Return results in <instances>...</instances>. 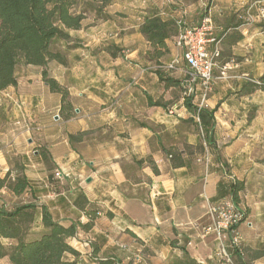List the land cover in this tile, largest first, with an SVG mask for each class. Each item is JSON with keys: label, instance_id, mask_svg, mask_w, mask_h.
Wrapping results in <instances>:
<instances>
[{"label": "crops", "instance_id": "obj_1", "mask_svg": "<svg viewBox=\"0 0 264 264\" xmlns=\"http://www.w3.org/2000/svg\"><path fill=\"white\" fill-rule=\"evenodd\" d=\"M261 6L264 0H112L103 12L109 19L86 14L82 29L67 31L72 41H60L57 51L68 64H49L50 76L70 92L73 118L60 116L62 97L51 92L41 67L19 66L17 85L0 91V111L5 114L0 116V177L10 170L8 158L25 162L27 157L24 165L35 202L45 204L55 221L86 223L75 206L81 195L103 212L90 232L79 229L70 242L80 245L72 246L81 253V262L90 257L96 263L112 259L116 264H238L231 233L223 235L229 261L220 255L216 234L207 231L212 225L207 200L231 198L236 180L245 184L240 207L247 217L238 227L243 246L250 253L264 251V92L238 97L246 77L264 75L261 19L247 18L249 12L258 15ZM182 11L192 27L210 16L216 26L232 29L222 43V58L227 60L221 61L232 69L226 78L218 69V82L204 105L217 110L212 146L198 131L199 120L183 98L167 108L148 102L160 97L172 101V89H164L146 60L149 45L140 26L148 15L177 19ZM234 35L241 39L229 45ZM174 43L168 42L171 62L181 56ZM71 45L77 47L69 49ZM110 46L121 52L114 57ZM180 66L176 79L188 89ZM194 89L193 103L199 107L203 91L200 85ZM24 122L28 130L18 124ZM41 147L64 174L60 181L68 191L52 190L36 150ZM14 200L25 197L14 194ZM38 218L41 222L40 214ZM94 249L97 259L91 257ZM243 260L264 264V256Z\"/></svg>", "mask_w": 264, "mask_h": 264}, {"label": "trees", "instance_id": "obj_2", "mask_svg": "<svg viewBox=\"0 0 264 264\" xmlns=\"http://www.w3.org/2000/svg\"><path fill=\"white\" fill-rule=\"evenodd\" d=\"M96 7L97 16L109 19L103 15L104 9L112 0H92ZM197 1V0H194ZM214 0H210L212 2ZM82 0H0V91L7 90L17 85L16 71L21 65L37 66L43 69L44 82L49 86L52 93L60 94L62 107L60 116L64 120H70L76 115L75 107L71 100L68 88L62 86L49 74V64L56 61L67 65L66 56L55 50L54 45L58 41H72L68 30H80L86 20V9L81 8ZM264 32V19L258 24ZM222 37V43L227 42L229 32ZM179 28L177 19H164L159 14L148 15L143 19L140 26V33L148 42L146 60L153 66L164 89L170 90L180 88L186 95L184 103L188 111L198 118V131L203 134L205 142L210 145L213 132L216 127V109L199 108L193 103V97L188 94L182 83L171 76H165L163 66L164 59L171 54L168 42L173 41L178 35ZM241 36L234 35L228 41L229 45L236 44ZM76 45L69 46L75 49ZM115 57L121 50L115 46L108 47ZM264 62V53H263ZM253 78V77H252ZM257 83L247 82L238 92V97H247L257 91L264 92V75L257 79ZM183 87V88H182ZM149 106L167 108L173 101H165L160 97L156 101L148 98ZM75 136H70L74 141ZM202 145L197 150L202 149ZM46 169L49 173V183L52 190L61 194L68 191L69 187L61 183L56 177L57 168L47 148L37 149ZM175 159V154H171ZM264 164V160H262ZM174 166H181L182 163L173 162ZM156 173L158 170L155 169ZM7 189L17 197L30 196V201L16 203L12 208L0 205V260H7L8 264H76L70 261L67 256L78 258L80 252L71 245V240L78 237L79 229L90 232L96 220L103 213L97 206L89 202L85 195H81L75 202L78 208L88 219L86 223H73L65 225L54 220L49 208L38 201L35 197L25 169L19 159L15 160V168L0 177V192ZM245 190L244 182L235 181L232 186L233 202L240 206V193ZM34 199V201H33ZM41 215V222L38 225L40 232L35 234V225L38 215ZM112 216V214L107 213ZM247 211L245 210V220ZM34 235V236H33ZM32 236V237H31ZM4 241H8L6 245ZM239 253L238 264H245L243 259L249 255L253 258H261L264 251L250 253L243 246V253ZM98 250L94 249L92 258L97 259ZM99 264H116L115 260H98Z\"/></svg>", "mask_w": 264, "mask_h": 264}, {"label": "built area", "instance_id": "obj_3", "mask_svg": "<svg viewBox=\"0 0 264 264\" xmlns=\"http://www.w3.org/2000/svg\"><path fill=\"white\" fill-rule=\"evenodd\" d=\"M186 17L187 12L182 11L180 17L177 18L179 32L175 37L174 44L176 48L181 50V56H178L167 66H163V69L168 71L177 70L183 62L185 64V75L190 83L188 94L194 99L196 96L194 86L200 85L203 94L199 108H204L209 94L213 91L216 80L219 79L215 72L221 69V77L226 78L227 71L232 69L229 64L222 66L221 62L222 37L227 31L216 26L210 16L204 18L202 23L196 27L190 26ZM247 18L248 21L254 20L250 12ZM257 18L264 19V6H261L258 10ZM246 81L258 84L257 79L252 77H246ZM18 124H22L27 130L29 128L26 122ZM56 177L64 179V174L57 171ZM207 202L208 213L212 220V225L207 228V231L216 234L220 243V255L230 261L231 256L227 251V246L224 244L223 235L225 232L231 233L230 247L243 253V244L238 233V227L245 221V210L237 206L231 198L215 203L209 200Z\"/></svg>", "mask_w": 264, "mask_h": 264}, {"label": "rangeland", "instance_id": "obj_4", "mask_svg": "<svg viewBox=\"0 0 264 264\" xmlns=\"http://www.w3.org/2000/svg\"><path fill=\"white\" fill-rule=\"evenodd\" d=\"M81 8L86 9V14L88 16H91V15H93L95 13V8L96 7L93 5V1L92 0H82L80 9ZM195 13L198 14V13H200V11H196ZM252 16L254 18H257L258 15L252 14ZM186 20H187V23L190 24L189 19H188V16L186 17ZM60 47H61V42L60 41L56 42V44L54 45V49L55 50H58ZM223 58L225 60H227L226 59V56H224ZM223 58H222V61H223ZM235 59L238 61V58L237 57ZM171 60H172V57H170V55L167 58H165L164 61H163L164 62V66H167L168 64H170L171 63ZM180 67H182V69L185 68L184 66H180ZM162 70H164L165 76H171L173 78H179L180 71H178V70H173V71H168L166 69H162ZM218 71L219 70H217L216 73H215V75L217 77H219V75H220ZM177 80H179V79H177ZM216 82H218V79L216 80ZM214 89H215V86L213 88L212 93L214 92ZM185 96L186 95L184 94V91L181 90V87L180 88L177 87V88H174V89L171 90V98H172V101H180V99L184 98ZM2 114H3L2 111H0V116H3L4 117L5 114L4 115H2ZM36 150H37V148H36ZM30 155H31V157H33V153L32 152H31ZM11 157H12V159L8 158V166H10V170L15 168V160H16L15 159L16 156H11ZM25 162L27 164L29 163V160L27 159V157H26ZM25 162L24 161L23 162L20 161L21 165L23 166V168L25 169V172H26V169L27 168L24 165ZM30 200H31L30 197H25V200H18V201H16V200H14V194L12 192H10L9 190H7V189L4 192H2V191L0 192V205L6 206L9 209L12 208L16 203H20V202H24V201H30ZM38 225H40L39 218H37V224L34 226L36 228L34 232H37L35 234L36 236H38L39 235L38 232H40L38 230ZM4 243L6 245L9 244L8 241H4ZM242 244H243V241H242ZM72 245H74V246H80V245L77 244V242L75 240L72 241ZM93 251L91 253H93ZM91 257H92V254H91ZM67 259L70 260V261H76V264H99L98 261L96 263V261L90 260L91 259L90 257L87 258V261H83V262L80 261V258H76L75 259L73 256H67ZM0 264H8V261L6 259L5 260H0Z\"/></svg>", "mask_w": 264, "mask_h": 264}, {"label": "water", "instance_id": "obj_5", "mask_svg": "<svg viewBox=\"0 0 264 264\" xmlns=\"http://www.w3.org/2000/svg\"><path fill=\"white\" fill-rule=\"evenodd\" d=\"M59 117L57 116V119H58ZM30 143H32V141H30ZM89 182H91V180H88Z\"/></svg>", "mask_w": 264, "mask_h": 264}]
</instances>
